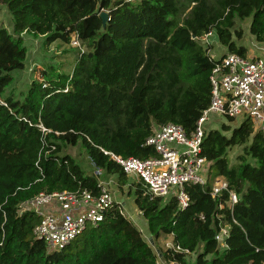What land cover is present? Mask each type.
Instances as JSON below:
<instances>
[{
  "label": "trees",
  "instance_id": "16d2710c",
  "mask_svg": "<svg viewBox=\"0 0 264 264\" xmlns=\"http://www.w3.org/2000/svg\"><path fill=\"white\" fill-rule=\"evenodd\" d=\"M0 3L14 21L12 31L0 25V98L5 102L0 101V264H158L159 257L189 264L195 252L193 264H264V133L249 118L207 130L208 180L186 186L187 208L175 196L145 194L140 181L130 186L151 238L158 243L171 235L190 253L155 250L119 204L67 247L53 251L34 235L41 217L19 213L20 203L41 192L88 188L98 193L103 174L116 175L124 187L129 175L105 151L148 158L157 155L146 145L156 127L179 123L191 132L210 105L217 62L202 38L215 31L228 52L246 56L238 21L252 16L250 32L264 43V0ZM25 33L44 36V45L70 43L77 34L87 49L78 51L72 72L49 66L18 95L7 90L14 82L12 71L26 66ZM78 144L96 169L93 174L63 152ZM235 146L243 148L232 164L228 152ZM98 169L103 173L96 174ZM219 176L229 189L213 197ZM229 190L238 195L232 207ZM224 228L228 233L221 241Z\"/></svg>",
  "mask_w": 264,
  "mask_h": 264
},
{
  "label": "built area",
  "instance_id": "2783aa9c",
  "mask_svg": "<svg viewBox=\"0 0 264 264\" xmlns=\"http://www.w3.org/2000/svg\"><path fill=\"white\" fill-rule=\"evenodd\" d=\"M71 42L83 50L77 34ZM210 56L217 61L210 76L211 101L191 132L179 123L156 127L146 145L154 147L157 155L148 158L124 157L105 151L129 176L142 182L145 194L175 196L182 209L190 204L186 186L191 183L204 185L208 180L210 161L203 154V142L208 130L206 125L213 115L249 118L255 129L264 133V58H250L235 52L217 58ZM0 101L5 103L1 98ZM102 173L101 169L96 171V174ZM98 187V193L88 188L41 192L20 203L19 213L32 211L39 215L41 220L33 230L34 235L45 241L48 250H61L83 234L88 225L103 221L105 213L114 204H119L121 213L126 216L122 202L113 195L107 181L100 177ZM226 189H229L228 181L222 176L217 177L213 197ZM229 191L228 206L232 207L238 202V195ZM227 233L226 228L222 229L219 240L223 241ZM167 250L190 253L174 243H167ZM171 262L182 264L176 260Z\"/></svg>",
  "mask_w": 264,
  "mask_h": 264
},
{
  "label": "rangeland",
  "instance_id": "374dc122",
  "mask_svg": "<svg viewBox=\"0 0 264 264\" xmlns=\"http://www.w3.org/2000/svg\"><path fill=\"white\" fill-rule=\"evenodd\" d=\"M252 16L246 18L244 21H238V26L242 27L244 30V37L241 40V44H245L248 48L247 57H252L253 55L259 54L264 58V43H259L254 35L250 32V23ZM0 25H5L10 31H12L14 26L13 16L9 12L8 8L0 3ZM74 35V34H73ZM72 35V38H73ZM25 45L28 48V56L26 59V66L23 70L16 69L12 71V76L14 77L13 84L10 85L8 92L14 91L16 94L20 95L28 90L31 82L41 76L42 70L49 66H56L61 71L70 73L76 63L78 57V51L81 48L75 47L72 42L66 43L61 40H57L50 45H44L45 37L42 35H34L32 33H25L23 35ZM72 41V39H71ZM212 47L210 49L211 55L221 56L228 52L224 45H222L218 39L217 34L212 40ZM86 46L83 45V50H86ZM243 120V117L236 118L234 121H230L228 117L213 115L209 122L207 123V129L210 128H221L223 123L233 122L232 126L239 124ZM229 133V132H227ZM242 146H235L229 150L228 156L232 164L237 162V156L242 153ZM64 153H68L73 156L76 161L82 166L86 173L93 174L95 168L92 165L85 148L78 144L76 146L68 145L65 147ZM102 179L106 180L108 187L111 189L113 195L118 201L123 204V209L128 218L139 226L146 240L151 242L153 248L157 250L160 244L169 241V236H164L158 243H156L149 234L148 222L140 214L139 208L135 203V198L133 194L130 193V186L137 182V179L133 176H129V181L124 187H120L116 175L103 174ZM132 189L131 191H133ZM124 200V203L123 201ZM91 225H88V228ZM223 246V244H222ZM164 247V246H163ZM167 248V245H166ZM197 257V252L191 253L188 256L189 264H193ZM160 264L162 260L160 259Z\"/></svg>",
  "mask_w": 264,
  "mask_h": 264
},
{
  "label": "crops",
  "instance_id": "0c3cea01",
  "mask_svg": "<svg viewBox=\"0 0 264 264\" xmlns=\"http://www.w3.org/2000/svg\"><path fill=\"white\" fill-rule=\"evenodd\" d=\"M215 35H216V32L215 31H212L211 32V34H209L208 36H206V37H204V38H202V41H203V43H205V45H207L208 43V45H211V47L213 46L212 44V40L215 38ZM208 42V43H207ZM241 41H239V43H240ZM259 43H261V42H259ZM241 44V43H240ZM242 45H245V44H242ZM246 46V45H245ZM226 48V47H225ZM227 49V48H226ZM210 53H211V51H210ZM248 53L249 52H247V55H248ZM225 54V53H224ZM246 55V56H247ZM213 57H216V56H213ZM217 57H219V56H217ZM216 57V58H217ZM255 57H261V55H259V54H256V55H253L252 57H250V58H255ZM230 123H233V122H230ZM123 201V203H124V200H122ZM121 202V201H120ZM140 211V210H139ZM140 214H141V211H140ZM128 217V216H127ZM132 220V219H131ZM139 227V226H138ZM163 238V237H162ZM169 241H166L165 243H163V246L160 244V246H162L165 250L167 249L166 248V245H167V243H174L173 242V237L170 235L169 236ZM151 243V242H150ZM152 244V243H151ZM159 247V246H158ZM155 249V248H154ZM157 250H158V248H157ZM162 260V263L163 264H174L173 262H171L170 263V260H166V259H163V258H161V257H159V260Z\"/></svg>",
  "mask_w": 264,
  "mask_h": 264
},
{
  "label": "water",
  "instance_id": "95a60500",
  "mask_svg": "<svg viewBox=\"0 0 264 264\" xmlns=\"http://www.w3.org/2000/svg\"><path fill=\"white\" fill-rule=\"evenodd\" d=\"M100 15L102 17L103 24L106 25L107 24V21L109 19V13L104 10V11L101 12Z\"/></svg>",
  "mask_w": 264,
  "mask_h": 264
}]
</instances>
